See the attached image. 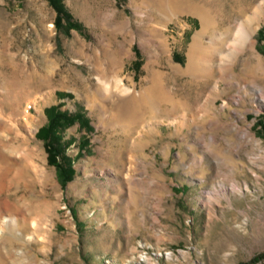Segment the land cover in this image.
Here are the masks:
<instances>
[{
    "label": "rangeland",
    "instance_id": "1",
    "mask_svg": "<svg viewBox=\"0 0 264 264\" xmlns=\"http://www.w3.org/2000/svg\"><path fill=\"white\" fill-rule=\"evenodd\" d=\"M211 2L220 32L257 18L259 9H242L263 0ZM62 3L79 30L58 31L47 0H0V102L10 116L1 132L8 170L0 207L13 221L0 226V264H264V79L242 72L250 53L216 93L212 83L199 91L189 78L168 81L179 96L200 93L199 110L213 104L218 126L159 115L125 134L88 95L100 78L142 90L167 72L157 55L161 31L173 63L186 67L200 18L176 0L166 5L179 6L174 15L151 12L143 0ZM256 25L264 62V13ZM52 106L85 121L59 132L75 171L65 187L37 135Z\"/></svg>",
    "mask_w": 264,
    "mask_h": 264
},
{
    "label": "bare ground",
    "instance_id": "2",
    "mask_svg": "<svg viewBox=\"0 0 264 264\" xmlns=\"http://www.w3.org/2000/svg\"><path fill=\"white\" fill-rule=\"evenodd\" d=\"M170 1L143 0L141 7L151 9V12L153 11L156 14L162 15L177 14L179 13V9L182 8L200 18L201 29L194 36L189 48L186 67L173 63L169 37L166 31H161L157 55L160 59L167 62L169 66L167 72H156L153 75L151 84L142 90H137L133 86L126 87L120 80L109 82L100 78L96 92L88 95L90 100L93 99V102H97L96 109H99L106 117L108 116L111 119V123L125 134L137 133L143 125L150 126V121L159 115L170 117L179 114L180 117L174 119L173 122L181 126L206 130L219 125L221 121L218 120L217 116L220 113L215 111L213 104H204L199 110L198 106L200 105L201 94L199 93L198 98L195 100L179 96L175 88L168 86V81L170 80L177 81L181 78H189V81H186L187 85H196L200 88V90L198 89L199 91L205 90V87H208L212 83L211 89L213 93H216L220 89L217 81L220 79H234L236 66L247 53L250 54L245 59L242 72L252 75L255 79H264V62L261 56L256 55L255 43L258 29L256 25L257 19L264 13V0L263 3L254 2L242 9L245 13L251 9H259L261 13H256L257 18L244 20L237 24L238 27H234L232 24L220 32L217 31L218 17L212 12V0H176L180 4V8L177 5V7L169 9L168 12L166 11V5ZM124 27L128 29L132 28V22L128 20ZM50 58L48 56L47 63L49 67H52L51 70H53L57 64H54L55 60H51ZM250 58H254L255 60ZM17 82L12 83L13 88L18 86ZM260 97L264 99V90L260 91ZM262 101L264 103V100ZM226 107L227 103L225 102L223 109ZM96 109L93 110L95 111ZM128 109L136 111L128 119L123 118V113ZM200 112H203V115H200ZM18 113L17 110H14L10 115H17ZM9 117L6 116L4 104L0 102V193L3 190V181L8 170V167L5 166L6 153L3 151L7 147L4 144L5 137L1 135V132L9 131L5 125V118L9 119ZM28 118L30 120L26 124L30 131L31 118L29 116ZM17 123L21 125L22 122L18 121ZM12 224L13 221L11 219L3 216L0 207V226H7L9 228ZM2 232L0 229V234Z\"/></svg>",
    "mask_w": 264,
    "mask_h": 264
},
{
    "label": "trees",
    "instance_id": "3",
    "mask_svg": "<svg viewBox=\"0 0 264 264\" xmlns=\"http://www.w3.org/2000/svg\"><path fill=\"white\" fill-rule=\"evenodd\" d=\"M49 5L55 10L56 17L54 26L58 31L67 34L71 29L79 30L77 23L73 22L70 14L65 10L62 0H47ZM64 23V25H63ZM47 123L38 131V137L45 142L48 153V163L56 170L58 182L65 187L74 178L75 171L72 168L71 160L63 153L59 132L81 121L85 123L80 115H68L59 112L57 106H52L45 110ZM264 119V117H262ZM263 126V121L260 123Z\"/></svg>",
    "mask_w": 264,
    "mask_h": 264
}]
</instances>
